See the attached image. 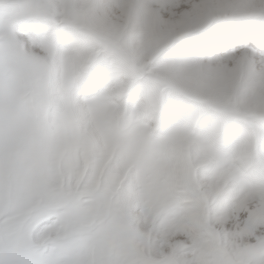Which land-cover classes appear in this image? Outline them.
<instances>
[{"label":"snow or ice","instance_id":"obj_1","mask_svg":"<svg viewBox=\"0 0 264 264\" xmlns=\"http://www.w3.org/2000/svg\"><path fill=\"white\" fill-rule=\"evenodd\" d=\"M102 247L264 264V0H0V264Z\"/></svg>","mask_w":264,"mask_h":264},{"label":"rangeland","instance_id":"obj_2","mask_svg":"<svg viewBox=\"0 0 264 264\" xmlns=\"http://www.w3.org/2000/svg\"><path fill=\"white\" fill-rule=\"evenodd\" d=\"M187 147H188V145L184 141H181V142L176 144L175 152L179 156V158H178L179 161L183 160V154L187 150ZM174 171H175V175L178 178H182L184 176L185 169L182 165L178 166ZM183 230H186V226L184 227ZM214 251H215V248L213 247V245L206 243L205 245H203L201 247V249L199 251V255L202 258L209 257L214 253ZM106 252H107L106 247L100 248L92 257L89 258V260L87 261V264H97L98 258L104 256L106 254Z\"/></svg>","mask_w":264,"mask_h":264},{"label":"bare ground","instance_id":"obj_3","mask_svg":"<svg viewBox=\"0 0 264 264\" xmlns=\"http://www.w3.org/2000/svg\"><path fill=\"white\" fill-rule=\"evenodd\" d=\"M177 156H178V155H177ZM177 158H179V156H178Z\"/></svg>","mask_w":264,"mask_h":264}]
</instances>
